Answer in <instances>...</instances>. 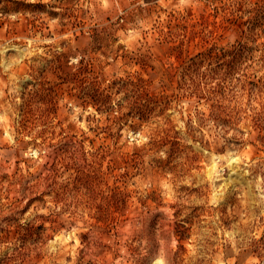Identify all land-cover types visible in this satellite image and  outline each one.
<instances>
[{"label":"rangeland","instance_id":"1","mask_svg":"<svg viewBox=\"0 0 264 264\" xmlns=\"http://www.w3.org/2000/svg\"><path fill=\"white\" fill-rule=\"evenodd\" d=\"M0 80V264H264V0H0Z\"/></svg>","mask_w":264,"mask_h":264},{"label":"clouds","instance_id":"2","mask_svg":"<svg viewBox=\"0 0 264 264\" xmlns=\"http://www.w3.org/2000/svg\"><path fill=\"white\" fill-rule=\"evenodd\" d=\"M29 2L35 4L36 0H29ZM140 2L143 3V0H140ZM160 2L162 3L163 0H160ZM189 2H190V0H179L180 5H187ZM43 3L49 4L50 0H43ZM100 3L104 7L109 6V0H100ZM10 19L16 20L17 16L12 15L10 17ZM56 23H57L56 20L52 21L53 25H55ZM57 39H59V38H57ZM48 43H52V41H48ZM62 51H63V49H57V53L62 52ZM28 55H33V53L29 52ZM81 59H82V56L80 54H76L74 57H70L69 64L75 65L76 67H79V62ZM19 63H20V61L17 60L16 58L12 59V64H19ZM45 66L46 65L44 63H41L39 66V69L42 70ZM9 67H11V64L9 65ZM18 80L22 85H25V86H28L29 88H31L32 76L25 75L24 77L21 78V77H18L15 73H13L10 76L9 84L11 85V87L9 88V92L11 94H13L14 96L17 94V81ZM5 86L6 85H4V81L0 80V97L4 96L3 88ZM121 95H123V93H121ZM119 99H120V96H117L116 100H119ZM15 102L17 104L22 103V101L19 99L18 96L16 97ZM75 111L79 112L80 109L76 108ZM73 119H74V117H73ZM5 120H6V118L4 116L0 115V122H4ZM192 123L195 125L196 120L193 119ZM81 127H83V125H81ZM179 127L181 129H183L184 124L182 122L179 123ZM129 135H131V133H129ZM232 135H233L232 132H228V136H232ZM132 139L136 142L137 145H143V144H146L148 142L149 136L137 133V135L133 136ZM220 143L223 144V141H220ZM171 153H172V149H171V146L169 145L165 149L159 151L158 156L160 157L162 162H167L169 160V156ZM25 155H30V156L36 157L37 152L33 151L32 149H29L28 152L25 153ZM243 159L246 162L247 158L245 157ZM240 160H241V158L239 156H237L235 153H231V152H229L227 154V156H216V157H214L211 168H210V173H213V174H210L208 176V180L209 181L222 180L223 179L222 175L220 174L219 171H217L218 166L221 168H230L234 163H236ZM220 161H224V164L222 166L220 165ZM253 163H255V162H253ZM181 183L188 184L189 181L184 180V181H181ZM228 183H231V181H229ZM228 183L221 184L219 187H214V192H213L214 198L211 200V203L213 205L217 204V202L223 198L224 192L227 191ZM47 199H48V207L54 208L56 212H59L60 206L59 205H53L51 202V197H49ZM40 211H43L47 215L48 209L41 208ZM168 211H169V215H171V210H168ZM64 219L67 220L68 217H64ZM21 223H23V220L21 221ZM75 232H76V229H73L71 234L62 233V236H57L56 240L50 241L49 246H51L52 244H55L57 241H60L62 244L67 245L69 240L75 239ZM141 243H143V242H141ZM77 244H78V242H77ZM5 247H7V246L6 245H0V259H3V257H4ZM177 247H178V244L175 241H173L171 248L176 249ZM50 250L55 251V249H51V248H50ZM165 255H166L165 252L162 251L160 256L152 261V264H167V261L164 258ZM73 258H75V257H73Z\"/></svg>","mask_w":264,"mask_h":264}]
</instances>
